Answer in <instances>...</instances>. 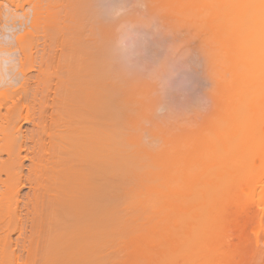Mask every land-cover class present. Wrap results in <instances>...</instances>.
I'll return each mask as SVG.
<instances>
[{
  "label": "rangeland",
  "instance_id": "rangeland-1",
  "mask_svg": "<svg viewBox=\"0 0 264 264\" xmlns=\"http://www.w3.org/2000/svg\"><path fill=\"white\" fill-rule=\"evenodd\" d=\"M20 1H22L20 5L22 4L21 6L24 8V10H26L30 2L31 3L35 2L33 0H16V5H18ZM37 1L36 3L40 4L39 6L42 12L41 14L39 12L40 19H37L38 33L35 32V29L33 30L37 37L40 36L39 38H43V40L41 39L42 43L40 42V44L38 45L46 44L45 47L46 48L48 47L47 50L45 49L46 54H49L51 51V53L48 56L53 57V58L51 57L52 62L50 61V63L52 64L54 62L53 63L54 65L53 64L51 65L50 63H48L50 65L49 69H51L50 71H48L49 74H53L54 72L56 74L57 72H61V71H63V74H65L64 69L59 70L58 68H61L62 66L65 67L64 66L65 62L69 66L66 59L69 57L68 58V61H69L72 59V55L73 54L75 55V51L72 54L71 50H75L74 48L76 46L74 47V44L77 45L76 42L77 41L79 42V39L81 40L83 39V41L86 42V38L87 40H90L88 38L93 39L101 34L104 36V33H106V31H107V35L109 34L112 35L113 33H115V35L117 34L120 37V40L118 39L117 42H118L119 48L121 49V52L123 49L125 53H126V50H128L127 52L131 50L129 53H126V54L122 52L124 55L126 56L128 55L129 59L131 58L140 59L139 56L141 55L140 56L141 59H144L145 63H148V65L146 64L144 68L150 65L148 67L149 70L152 67L153 68L155 66L158 67V64L156 62V60L158 61L157 58H160L161 55L166 52V48L164 52L163 49L158 47L157 49L159 50V52L155 50L157 52H155L154 54L153 49H156L155 47L158 46L154 42L155 40L154 37L157 35L156 33H159L157 32V30L161 31L160 36H161V33L163 32L166 34L167 39L171 41V43L167 42L166 46H164V47H167V49L169 47L167 52L170 49L171 50L173 49V52H175L174 54L175 59L172 60L169 58L168 61H170V63L176 69L170 66L171 70H169V75L167 74L168 73L167 72L165 74V77L162 76V78L160 77V79H158L159 77L158 78H156L157 76L151 77L150 75L147 74V72H145V74H147L145 77L137 78L139 80L136 79L137 81L136 80L134 81L135 84L138 83L136 84L137 86L134 83H132V86L134 84L135 89L134 87L132 88L131 86H130L131 87L130 89L132 90H129L128 87L126 88L131 97H134L135 95V97L137 96V99H138V97L140 96L139 100H137V103L135 104L136 108H138L140 111L136 113H133V112L129 113V115L134 116V117H127L128 119L127 118L125 119L126 121L125 127L127 128L126 130L127 132H125L126 128L124 127L122 130H124L125 132L123 140H126L125 141L126 143L122 141L121 145H119L118 147L121 146L120 148L125 149V151L127 148L129 151L127 150L128 152L127 151L126 152L133 153V155L137 153L136 156L138 157V160L140 159V157L142 159V156L145 154V156H143V159L147 158L149 161L145 159L146 161L144 160L143 162V160L140 159L141 162L138 161L137 165L133 167L134 172L132 170V173L136 174V176H139V177H138V180L135 179L136 176L132 177V174H130V177H128L129 178L128 181L131 179V177L133 178L131 180H134V179L135 180L134 182H131L133 186L130 183L132 188H130V185H129L128 188H130V190H127L128 192L123 197L124 199L122 198L124 203H122V201L120 202V206L121 205L122 206L120 207L121 210L119 209V214H121L120 212H122L124 208L127 209V210L124 209L123 214H121L122 216L119 217V219L123 218L125 214L126 216H124V218L121 219V223L122 221H124L125 224L127 225L126 227H124V223H123V227H122V224H120L121 228L118 227L110 235L111 236L110 238H112L113 241L115 240L114 238H116L115 235L118 237L117 239L119 241L118 240L117 241L115 240L116 242L110 241V243L112 244L114 243V246H112V244L110 246L108 245L109 248L106 249L107 244L104 245L106 247L104 246L103 247L106 250L103 248L102 249L103 252L98 251L101 253V254L98 253L100 256H97V257L99 258H96L97 254L96 255L93 254V256L95 255L93 258L97 260L100 259V262L98 261L97 264H264V127H263L264 124H263V119L261 121V118H263V115H262L263 111H261L263 110L262 109L263 107L261 108V106L264 105L262 103L264 102V97H261L264 95V90H263L264 73H262L261 71L264 69V67H262L264 63H263V60H260V58H258V56L260 55L258 52H256L259 47H262L264 38L263 37L262 39L260 37L258 38L257 36L253 34V32L255 31L253 29L260 27L262 20L261 19L260 20L250 19V17L252 18L254 16L253 14H255V16H258L256 15L258 14L256 11L260 9V6L262 4L260 2L261 0H257V2L259 1V4L256 2V0L255 1L254 0H247V1L246 0H220L221 2L219 0H214V1L213 0H151L152 2L149 0H143L144 2L146 1L144 4H142L141 2L140 4H138L134 0H130V2L129 0H125L126 3L123 2V0H120L121 2L118 0L120 4L116 0H115L116 3L113 0L111 1L109 0L110 2L109 1L107 2L106 0L107 4L110 3L109 6L111 5L112 1L113 3H115V6H116V10H114L115 7L111 5L113 6L112 18L115 21H113L112 23L113 25L111 24L112 27L109 24L110 27L108 26L106 27V29H104L105 28L104 26H107L108 24L104 25V22L102 23L101 20L99 22V24L101 25L98 24L96 26L94 24L95 21L96 23L99 21V20L97 21L98 18L95 19L96 17L94 18L93 15H91V18H90V16L87 15L89 13L88 11H86V8H85L86 6H84L83 3H82L83 7L81 11V6H82V5L80 6L81 1L85 3L87 0L85 1L80 0V2L79 0H37ZM209 1H211V3ZM244 1L247 3V5L251 4L250 5L251 8L249 7L251 11H249L247 5H244L246 4ZM248 1H250V3ZM106 2L103 4L104 6ZM117 3H118V6H117ZM124 3L126 5L121 6ZM73 4H75V6H80L78 8L81 12H79L78 8L76 7L77 8L76 9ZM218 4L221 7L218 6ZM111 6H110V11L112 10ZM216 7H220L221 9L216 8ZM241 7H244V8L241 9ZM83 9L84 11H86V13H83L84 12ZM75 10L76 11L78 10L77 13L79 12L80 15L77 14ZM225 10H227L228 13H226ZM241 10H244V11H241ZM131 11L134 13V16L132 13L131 17L132 16L133 17L136 16V17L134 18L135 20L133 19V17L132 18L130 17L133 21L128 22L131 19H128L129 18L128 17L127 18L128 21H126V19L124 18L127 17L128 13ZM216 11L218 13H216ZM220 11H223V12H220ZM247 11H249L250 15ZM115 12H118L117 17H116ZM153 12L156 13V14L154 13L155 17L153 18L155 20L152 21V16H151L149 23H146L145 20L146 18H148L147 17L148 15L150 16L152 13V15L154 16ZM242 14L246 17H244ZM121 15L122 16L125 15V16L124 18L120 20L119 17H121ZM215 15L218 16L219 19ZM225 15L227 17H225ZM85 17L89 19H86ZM91 19H94L92 23L90 22L92 21ZM227 20L228 21L230 20V22H228ZM86 22L88 25H84L85 27H83V24H85ZM114 22H116V24ZM232 22L234 23L232 24ZM123 23L125 24L122 25ZM26 24L29 25V22H27ZM144 24L145 26L148 27L147 32L151 36H149L148 34H144L146 33L145 30H147V28L143 27ZM218 24H220V26ZM28 25L25 27L27 28L26 31H29V30L31 31L32 29H29ZM114 25L115 27H113ZM99 27L100 28L104 27V28L100 29ZM250 27L251 28L253 27V28L251 29ZM76 28H78L79 30H77ZM124 28L129 29L127 30L128 33ZM245 28L248 30L246 31ZM108 29H111L109 30L110 33H108ZM113 29L118 30L117 31L118 33L113 32L114 31ZM141 29H143L144 31ZM131 30L134 32L132 33ZM149 30L152 31V34ZM77 31H79L80 33ZM95 31L97 33H95ZM244 32H247V33L249 32V33L244 34ZM31 33H30L31 35L34 34L32 31ZM84 33L86 37L84 36ZM129 33L131 34V37H129L130 36ZM90 34L92 36L89 37ZM35 35L33 36L35 37ZM162 35L164 36V34ZM248 35H251V36H248ZM224 36L226 37V39H228L227 40L228 43L227 42L225 43L226 45L223 43L226 41ZM246 36L250 37V39H247V41L251 40L252 42L249 41V43H246L247 41L246 42L243 41L246 38ZM77 38L79 39L77 40ZM253 39H255L256 41ZM241 40L246 44H243ZM128 41L130 42L131 46L133 45L132 47L129 46ZM80 42H81L80 44L84 45L82 41ZM133 42L135 44L138 43L139 46L137 44L135 46ZM152 42H153V45H152ZM168 43L170 45H168ZM208 43H211L212 47H209ZM70 44L71 46L72 45L73 46H72V49L71 47H68L70 50L68 51V48L66 47L70 46ZM227 44L229 45L227 46ZM230 44H232V46ZM143 45L145 46L147 45L148 49H150L152 46V50L151 49L148 50L147 46L144 47ZM223 45L225 46L223 47ZM134 46L136 50L132 49L134 48ZM141 46H143V48H141ZM199 46L201 47L207 46L209 47V49L207 47L206 48L209 51L211 48L210 52L212 53L216 51L217 56H213V58L216 59L217 57V61H215L211 57L210 63L214 61L212 64L216 62L219 64L218 69H217V74L212 76V74L215 73L214 71L216 70L215 68L217 67L216 65L218 64L216 65L214 64L215 68H213L214 66L212 67V65L210 64L212 67V70L213 69L215 70L212 72V74L210 72V75H209L212 78L216 77V79L219 82L217 83L215 88L213 87L211 88V85H212V82L214 85V82L216 81V79L211 80L208 77V75L205 76L206 71L204 70L207 68L209 69L210 66L206 63L208 67L205 68L204 70H201L202 69L201 68L202 65H201L200 72L201 71L202 72L204 71V72L203 74L201 72L200 75H198L199 68L196 69V67H199L198 64H201V63H198L197 64L198 66H196L194 65L196 63L195 60H192L194 58L192 56L197 51L200 54ZM229 46L231 47L232 50L228 49ZM137 47H140V48H137ZM196 47L198 49H196ZM245 47L246 49L247 48L251 49L252 47L253 48L256 47L257 49L255 48L252 50H247L246 52ZM77 48L78 47H76V49ZM145 48L147 51L145 50ZM214 48L215 50L213 51L212 49ZM62 49L64 50V52L62 51ZM139 49H141V51ZM186 49L188 50V53ZM137 50L138 52L136 53L135 51ZM160 50H163L162 52L164 53H160ZM171 50L169 52H171ZM176 50L177 52L179 51V53H177ZM192 50H194L193 53L191 52ZM208 50L206 51L209 52ZM76 51L80 52L79 50H76ZM201 51H202V48H201ZM225 51H227L228 53ZM248 51H252V52H248ZM69 52L71 53V55ZM78 52H76V55H75L76 57H74L76 59L77 56H80L78 57L79 61L78 62L76 61L77 63L80 62V58H81V55H77L79 54ZM223 52H225V54L222 55ZM65 53L69 55H65ZM158 53H160L161 55ZM184 53H186L185 55L187 56V58L183 55ZM176 54H177L179 61H176L177 60ZM178 54L180 56H178ZM64 55L67 58L66 59L64 58L63 60ZM155 55H157L156 59L153 57ZM197 55L195 57H197ZM253 55H257V57L255 58V56ZM126 56H123V57L128 59V56L127 57ZM210 56L212 55L210 54ZM210 56H209V59H210ZM135 57H138V58H135ZM182 57L184 59L180 60ZM200 57L201 56H198L196 58V61H199L198 58ZM48 58H46V60ZM59 59L62 61V63L61 61H59ZM185 59L189 61H186ZM220 60L224 61L225 63H223ZM190 61L192 62V64L195 62L193 65L196 67L189 65ZM226 61H228V63L230 62V67L231 66L233 67L230 68L229 65L227 66L228 63ZM248 61L250 62L248 63ZM76 62L72 61L73 64ZM207 62L209 61L207 60ZM185 63H187V65ZM152 64L153 65L155 64V65L153 66ZM250 64L252 67L250 66ZM46 65H47V62H46ZM255 65H257V67H255ZM73 66L71 67L73 68ZM204 67H206V65ZM234 67L235 69H233ZM65 68H66L65 71L69 70L67 69V67ZM180 68H181V71H180ZM255 68L256 69L258 68V70H256ZM193 69H194L195 74L193 72ZM195 69L197 70L198 73L196 72ZM51 71H53V73ZM171 71L174 73H172ZM170 73H172L173 75H171ZM206 73H208V71ZM33 74H34V71L30 73V75H33ZM60 74H62V72L57 73L56 74L57 76L55 77L53 76L51 78L52 82L51 83L49 82V83H50V86L53 83L52 85L53 87L51 86L52 90L54 87L55 89H57L56 86L57 84L59 85V83L56 84V82H60V80L57 79ZM63 74L62 76L65 77ZM198 76L200 78H198ZM194 78L196 79V81L198 80L197 83ZM54 79H57L58 81ZM63 79H61V82ZM199 80L203 82H200ZM64 81L66 80L64 79ZM208 81H210L211 84L208 83ZM260 81L262 82L261 84H259ZM199 82L201 86L200 84L198 85ZM204 82L208 84L209 87H207V85H202V83L205 84ZM227 82H229L230 84L228 85ZM225 83L228 85V87L225 85ZM255 84L257 86L256 88H254ZM43 86L41 88H44ZM63 86H62V89H63ZM194 86L195 87L197 86V87L195 88ZM60 87L61 85L58 86V89ZM62 89L61 90L59 89L60 92H62ZM60 92L57 93V95L58 94L60 95ZM196 92L198 95H199V92H200V95L204 94L203 95L204 97L196 95ZM254 92H256V94ZM206 93L208 95H206ZM52 94H50V98H52ZM169 94H170L171 100L173 99L172 101L169 100V96H168ZM59 95L58 97L60 98L61 96ZM172 96H175V97L172 98ZM131 97L127 99L130 101ZM177 97L179 100L176 99ZM187 97L189 98L187 99ZM57 99H56V102L58 101ZM180 99H183L181 101L186 102V103L190 101V104L194 100L198 103V105L200 104L199 103L200 101L198 102V99L199 100L204 99V100L201 101V105H199V108H193L195 105H197V103H194L193 101L194 104L192 105V109H191L190 104L189 106L178 108L176 105L181 104ZM177 100L179 101L177 102L178 104L175 102ZM258 101H260L262 104ZM258 103L261 104L260 108L257 106ZM49 104L51 103L49 102ZM188 107L189 109H187ZM55 108H58L59 110V107H55ZM256 110L257 111L260 110L261 112L257 113ZM48 112H52L51 109L48 110ZM57 112L55 116L58 115ZM61 117L59 118L61 119ZM128 120L130 123H127ZM47 124L49 126L50 123H47ZM30 129H32L30 125L28 124L23 125V130L25 132L26 131L28 132ZM128 133L130 135L133 134L131 135L132 137L134 136L133 139L132 137H130ZM105 135L107 136V138L106 137L105 138L109 140L111 132L109 131V133ZM128 135L130 137L131 142L128 139L129 138ZM45 137L46 136H44L43 140H45V142L47 143V138L45 139ZM51 140H53V137ZM230 142L231 144H228ZM128 143H129L130 148L127 145ZM138 145H140V148ZM247 146L249 147L253 146V147H250L252 150L251 151L246 150L248 148ZM53 147L51 144L50 149ZM135 147L138 150L135 149ZM254 147L257 149L254 150L255 149ZM51 151L52 150H50V152ZM139 151H142L143 155H141L140 154L141 152ZM240 152H242L243 154H241ZM250 152H253V153H250ZM148 153H150V155ZM248 153L249 155H247ZM244 154L246 158H243ZM49 155H52V152ZM52 156H54V154ZM48 158L51 159L52 157L50 158L49 156ZM49 159L48 161H51ZM150 159L153 161H151ZM52 161H54V158H52ZM146 162L149 165H150L149 162H152L151 165H153V167L150 166L151 168H149ZM154 162L156 163V166H154L155 165ZM145 164H146V167L148 168L143 169L145 167L144 166L141 167V165H145ZM249 164L251 165L250 167L254 166V169H251V171H250V167L247 166ZM24 165H28V163L25 162ZM239 165H243V167ZM236 166H239V167H236ZM139 167L142 168L145 172L142 171V169H139ZM147 169L150 172L147 171ZM152 169L154 170L152 171ZM137 170H139V173L141 176L139 175ZM24 171L26 173V170ZM141 172H144V173L141 174ZM151 172H153V174ZM145 173L149 175V177ZM256 173L257 175L255 176ZM43 174L42 175L40 174L41 178L42 176L44 177L47 173L44 175ZM143 174H145V176ZM223 174L225 175L228 174L226 176L227 178L226 180H221L223 177ZM48 175H49V178L52 177L50 176L51 174L48 173ZM146 179L147 181H145ZM149 179H151V181H148ZM224 181H228L229 184L226 183L225 185ZM230 181L232 182L230 183ZM135 183H137L138 185L137 189H136L137 185ZM226 186H229V188ZM143 187L145 189H142ZM131 189H133L134 191H131ZM26 191L27 190H23L21 192V195H24L23 193H26ZM45 194L46 193L42 194L43 197L46 196L42 199L46 203L47 198L49 197H47V195ZM38 195H40V198H38V203H39V200L41 199V194H38ZM125 197H127V199ZM48 200L50 201V199ZM41 202L39 203V205L41 204ZM44 202H42L41 204L42 206H44L43 205ZM48 203L49 202H47V204L43 208L40 205L42 208L41 209L42 211L49 204L51 205V203L49 204ZM47 210L50 211L49 208L48 209L46 208L44 210V216L43 215L41 216V212H40L41 218L43 217L41 220L39 217V212L37 213L38 214L37 216L40 221L43 220L49 225V223H51L50 221H52L51 220L52 217L49 215V211ZM128 210H131V211H128ZM45 211H47L48 213L46 214ZM126 211H128L129 214H127ZM45 217H48L49 219L47 220V218L45 219ZM38 222L39 221H37V223ZM40 223H43V222H40ZM41 225L39 227H41ZM46 225L47 224H45L44 226V223H43V227L38 228V224H37V228L40 231L42 229L41 231L42 233L40 232L41 236L39 234L38 235L39 237L38 239H36V241L34 240V237H35L34 235L35 233L38 234L39 232L37 233L36 231L37 229L34 230L33 241L35 242L33 243H35L34 244L35 246H34V249H33V246L31 247L28 264H43L44 258L47 256L45 255L47 251L50 252V253L48 252L50 256L51 254H53L51 253L53 252L51 251L52 249L51 250L49 249L51 247L48 241H46L51 235L48 238L46 237L49 232L50 234L52 233L53 230L52 231L50 230L54 229L53 228L54 226L51 227L50 229L49 228L50 226L48 227ZM26 230L27 231L25 235L27 237L28 235H30V233L28 232L29 228L27 227ZM45 230L47 233L45 232ZM53 232H55V230ZM124 232L126 234H124ZM112 235L114 236V238ZM125 235H127V237ZM11 238L12 240L16 239L17 234H13ZM110 238L108 237L109 240H111ZM50 239L51 238H49V240ZM49 242H51V240ZM25 245H27V241H25ZM45 247L47 249H44ZM116 249L117 251L115 252ZM38 250L42 254L44 251L46 252H44L42 256V254L39 253ZM113 251L117 254V256ZM107 254H109L110 256H107ZM26 255L27 254L23 252V258ZM52 256L51 258H53ZM49 257H47V260L50 259ZM101 257L102 259L103 257H105L104 259L105 261L102 260ZM41 259H43V261H41ZM53 259H50V260L53 261Z\"/></svg>",
  "mask_w": 264,
  "mask_h": 264
},
{
  "label": "bare ground",
  "instance_id": "bare-ground-1",
  "mask_svg": "<svg viewBox=\"0 0 264 264\" xmlns=\"http://www.w3.org/2000/svg\"><path fill=\"white\" fill-rule=\"evenodd\" d=\"M33 1H35V2L34 3L30 2L29 6H27L26 10H24V8L21 6L22 4L20 5V3L22 1H20L18 3V5H16V0H1L0 1V264H28L29 263L28 259H29V255L31 252L30 251L31 247L33 246V249H34L35 243H33V242H35L36 239H38V237H39L38 235L42 231V229L40 231L38 228H42L43 223H44V226H45V224H47L46 226H48V227L50 226L49 227L50 229H51V227L54 226L53 227L54 229H51L50 231L55 230V232L52 231L51 234L49 232L47 237H46V238H48L51 235L49 237V238H51L50 239L51 242H49L50 241L49 238H48V240L45 239L46 241H48V243L51 247V248H49V247L48 248L50 250L52 249L51 251H53V252H51V253H53V254H51V256L53 255L52 257L54 259L51 258V256L49 255L50 252L47 251V253L45 254L47 256L44 258V263L42 262L43 264H49V263L50 264H97L98 261L100 262V259L97 260L93 257L97 254L96 258H99L97 256H100L99 254H101V253L98 251L103 252L102 249L104 247H106L104 245L107 244L106 249L109 248L108 245L110 246L112 244V243H110V241H113V239L110 238L111 237L110 235L113 233V231L115 229L120 227V224H122V227H123V223H124V227H126V225H127V224H125L124 221H122V223H121V219H123L124 216H126L125 214H124L123 218L119 219V217L122 216L121 214H123L124 209L127 210L126 208H124L123 211L120 212L121 214H119V209L122 206V205L120 206V202L122 201V203H124L123 197L127 194V192H128L127 190H130V188H132L131 182H134L135 179L138 180V177H139V176H136V174L132 173V170L134 169L133 167H135L137 165L138 161H140L141 157L138 160V157L136 156L137 153L135 155H133V153H127L129 150L126 147H125L126 151L128 150L127 152L125 151V149L120 148L121 146L118 147L119 145H121L122 141L124 143H126L125 142L126 140H123L125 132H127L126 131L127 128L125 127V122H126L125 119L127 117H134V116L129 115V113H132V112L136 113V112L140 111L138 108H136V105H135L137 103V100H139L140 96L138 97V99H137V96L135 97V95H134V97H131L126 88L128 87L129 90H132L130 88L134 87V89H135V86H134L135 82L134 81L137 78L145 77L147 74L150 75L151 77L157 76L156 78L159 77L158 79H160V77L162 78V76L165 77V74L167 72H168L167 74L169 75V70H171L170 66H172V68L176 69L175 67H173V65L170 63V61H168L169 58L172 60L175 59V56H174L175 52H173V49L172 50L170 49L171 52H169L170 50L167 52L169 47L167 49V47H164V46H166L167 42L171 43V41L169 39H167L166 34L163 32L161 33V36H160L161 31L157 30V32H159V33L155 32L157 35L154 37L155 38L154 42L158 46L155 47L156 49H153L154 54L157 51L159 52V50L157 49L158 47L163 49L164 52H165V48H166V52H165L166 54L164 52H162L163 50H160V53H164L162 55L160 53H158L161 55V57L159 56L160 58H157L158 54L153 56L155 59L156 58L158 59V61L156 60L158 67L155 66L153 68L151 66L152 68H150V70H149L148 67L150 65L148 67L144 68L146 64L148 65V63H145V60L141 59V57H140L141 55L139 56L140 59H133V58L129 59L128 55H127L128 59L123 57V56H126L122 53V52L125 53V51L123 49L121 52V49L119 48V45L117 42L118 39L120 40V37L117 34L115 35V33H113L112 35L111 34L107 35V31H106V33H104V36L101 34V35H98L100 37L97 36L96 38H93V39L88 38L90 40H87V38H86V42H84L83 39L81 40V39L77 38V40L79 39V42L78 41L76 42L77 45H75L74 43L73 44H74V47L76 46L78 48L76 49V47H75L74 48L75 50H71V52L73 54L75 51V55H76V52H78L76 50L80 51V52H78L79 54H77V55H81L80 62L77 63L79 61L78 57H80V56H77V58L75 59L74 57H76V56L74 54H73L74 56L72 55L71 60L75 61V62L77 61V62L74 64L72 63L71 60H69V61H71V62H69L68 61L69 57L68 58L65 57V55H69V54L65 53V55L63 56V60H64V58L65 59L67 58L66 60L69 64V66L66 64V62H65L64 66L67 67V69H69V70L65 71L66 68L63 67L61 64V66L63 68L61 67L58 69L59 70L64 69L65 74H63V71H61V72L65 77H63L62 74H60L61 77L59 75L57 78L58 80H60V82H56V84L59 83V85H61V87L59 88L60 90L62 89L63 85H65V84L66 85L63 86L62 92H60V90L58 89V86H59L58 84L56 86L57 89H55V87H54L52 90L53 83L51 85L52 87L50 86V83L52 82L51 78L53 76L54 77L57 76L56 74L61 73V72H57L56 74H55V72L53 73V71H51L53 74H49V72H48L51 70V69H49L50 65L48 64V63H50V61L52 62V60H51L52 56L51 57L48 56L51 53V51L49 50L50 53L46 54L45 49L47 50V48H48V47L47 48L45 47L46 44L45 45H43V44L38 45L43 40V38H39L40 36L37 37L35 35V32L38 33V31H37V19H40L39 12L41 14L42 10L40 9V6H39L40 4L36 3L37 0H33ZM104 1L106 2V0H104ZM104 1L103 0H87L85 3L83 1H81V4H80V6L82 5V3L84 4V6H86L85 7L86 11H88V13H89L87 15L90 16V18H91V15H93L94 18L96 17L95 19L98 18L97 21L98 20L99 21L97 23L95 21V23H94L96 26L99 24L100 20L102 21V23L104 22V25L108 24L107 26H104L105 28L99 27L100 29H103V28L106 29V27H108L109 24L112 27V25H113L112 23H113V21H115L112 18V16H113L112 15V13H113L112 8L114 6L115 7L114 10H116L115 3H116V1L119 3L120 0L119 1L113 0V1H115V3H113V1H112L111 5H113V6L110 5L111 9H112L111 11H110V6H109L110 3L107 4V2L109 0H107L105 6L103 5L105 3ZM134 1H136L138 4H140V2L142 4H144L146 2V1L144 2L143 0H134ZM149 1H151V0H149ZM79 2H80V0H79ZM79 2H77V3H79ZM123 2H125V0H123ZM129 2H130V0H129ZM209 2L211 3V1H209ZM248 2L250 3V1H248ZM256 2H257V0H256ZM260 2L262 3L260 6V9H258V11H256L258 13L256 15H258V16H255V14H253L254 16L252 18L250 17V19L251 20L252 19H256V20L261 19L262 20L260 27L253 29V30H255L253 32V34L255 36H257L258 38L260 37L262 39V37L264 38V4H263L264 0H261ZM39 3H41V2H39ZM118 3H117V6H118ZM125 3L122 4L121 6L126 5ZM223 3H224V1H223ZM238 3H239V1H238ZM257 3L259 4V1ZM75 4H73V5L75 6ZM148 4H150V3H148ZM244 5H247V3ZM250 5L251 4L247 5L249 11H251ZM80 6H75V8L76 7L78 8ZM218 6H220V5L218 4ZM82 7H83V5L81 6V11H82ZM220 7H216V8L221 9ZM244 7H246V6H244ZM244 7H241V9H243ZM118 9H119V7H118ZM248 9H246V10H248ZM78 10H79V8H78ZM77 11H76V13H77ZM81 11L79 10V12H81ZM83 11H84V9H83ZM86 11H84L83 13H86ZM217 11H216V13H218ZM225 11H226V13H228L227 10H225ZM233 11H235V10H233ZM241 11H244V10H241ZM249 11H247V12L249 13ZM79 12L77 14L80 15ZM220 12H223V11H220ZM245 12H243V13H245ZM115 13H116V17H117L118 12H115ZM132 13H133L132 11L129 12L128 16L126 14L127 17H125V18H124L125 15H123V16L121 15V17H119L120 16L119 15L118 17L120 18V20L122 18H124V19H126V21H128L127 20L128 17H129L128 19H131L134 16V13H133V16L131 17ZM154 13L155 12H153V14ZM155 14H154V16L152 15V13L150 16L148 15L147 17L149 19L146 18L145 22L149 23L151 16H152V21H154L155 19H153V18L155 17ZM82 15H84V14H82ZM249 15H250V13H249ZM220 16H222V15H220ZM135 17H133V19ZM216 17H218V16H216ZM225 17H227V16L225 15ZM237 17H236V19H237ZM244 17H246V16H244ZM83 19H84V17H83ZM86 19H89V18H86ZM218 19H219V17H218ZM91 20L92 21H90V20L89 21L92 23L94 19H91ZM116 21H117V19H116ZM131 21H133V20L131 19L128 22H131ZM27 22H29V25L26 24ZM228 22H230V20ZM114 23L116 24V22H114ZM125 23H123L122 25H124ZM216 23H218V22H216ZM233 23L234 22H232V24ZM250 24H251V22H250ZM258 24H259V22H258ZM27 25L29 26V29H32L31 31L34 33L33 35H35V37L33 35H31L32 33L29 29H28L29 31H26L27 28H25V27ZM84 25H88L87 22L85 24H83V27H85ZM99 25H101V24H99ZM218 25L220 26V24H218ZM250 26H252V25H250ZM113 27H115V25ZM143 27L147 28V30H145L146 33H144V34H148V32H147L148 27L145 26V24L143 25ZM33 29H35V32ZM76 29L79 30L78 28H76ZM111 29H108V33H110L109 30H111ZM124 29L126 31L129 30L126 28H124ZM86 30H87V28H86ZM141 30H143V29H141ZM247 30L248 29H246V31ZM117 31L118 30H114L113 32H117ZM250 31H252V30H250ZM28 32H30L31 34ZM77 32H79V31H77ZM81 32H82V30H81ZM133 32L134 31H132V33ZM137 32H138V30H137ZM150 32L152 34V31H150ZM95 33H97V32L95 31ZM127 33H128V31H127ZM136 33H135V35H136ZM248 33L244 32V34H248ZM162 34H164V36ZM240 34H242V33H240ZM86 35H88V34H86ZM123 35H124V33H123ZM123 35H122V37H123ZM135 35H133V36H135ZM148 35L151 36L150 34H148ZM84 36H85V33H84ZM90 36H92V35L90 34L89 37ZM248 36H251V35H248ZM129 37H131V34ZM124 39H126V38H124ZM225 39H226V37H225ZM247 39H250V37L246 36V38L243 41L246 42ZM255 39H253V40H255ZM227 40L228 39H226V41L223 43L225 44L227 42ZM80 41H82V43H84V45L80 44L81 43ZM249 41L252 42L251 40H248L246 43H249ZM258 41H260V40H258ZM217 42H219V41H217ZM169 43H168V45H170ZM246 43L243 42V44H246ZM136 44L138 45V43H136ZM136 44H135V46H136ZM79 45H80V47H79ZM152 45H153V42H152ZM156 45H154V46H156ZM208 45H209V47H212L211 43H208ZM225 45H223V47ZM228 45L229 44H227V46ZM230 45L232 46V44H230ZM72 46L70 44V46H67L66 48L71 47V49H72ZM129 46H131L130 42H129ZM135 46L132 49L136 50ZM143 46L146 47L147 45L146 46L143 45ZM143 46H141V48H143ZM246 46H248V45H246ZM81 47H82V49H81ZM200 47L201 46H199L200 54L198 53V51L195 54L196 55L198 54L197 57L198 56L202 57V55H203L202 58L200 57L201 60H200V58H198L199 61H196V58H197V57H195L196 55L194 54L195 56L194 55L192 56V54H191V56L194 57L192 60H195V62H196V63L194 62L195 64L194 63L193 64L196 66L199 65V67L194 66L191 62L192 60L190 61L189 65L196 67V69L199 68L198 69L199 70L198 75H200V73L202 72V71L200 72L201 68H202L201 70H204L209 65L210 66L209 69L207 68L204 70L206 72L208 71V73L205 72L206 75L205 74L204 75L205 76L208 75V77L211 80L216 79V77L212 78L211 76H209L210 72L212 74V72L215 69H216L214 71L215 73L212 74V76L217 74V69H218L219 64L217 62L214 63L215 65L218 64V65H216L217 67L215 68L214 64H212L214 61H212V63H210L211 57H212V59H214L213 56H217L216 51L214 53L210 52L211 48L209 51L208 50L209 47H207V46L206 47L208 49L206 47L202 46L201 47L202 51H201ZM256 47H257V45H256ZM137 48H140V47H137ZM149 48H150V46H149ZM203 48H204V50H203ZM255 48L252 47L251 49H249V48L246 49V47H245L246 52H247V50H252ZM147 49H148V46H147ZM150 49L152 50V46ZM150 49H148V50H150ZM196 49H198V48L196 47ZM196 49H195V51H196ZM228 49H231V47L229 46ZM245 49H243V50H245ZM139 50L141 51V49H139ZM145 50H146V48H145ZM155 50H157V51H155ZM177 50H176V52H177ZM206 50H208L209 52H207ZM212 50L214 51L215 48ZM258 50L256 51L260 55V56H258V58H260V60H263V63H264V55H263L264 54V41H263L262 47H259ZM62 51L64 52L63 49H62ZM68 51H70L69 48H68ZM127 51L128 50H126V53H129L131 50L129 52H127ZM174 51H175V49H174ZM193 51L194 50H192L191 52L193 53ZM203 51L205 52V54ZM135 52L137 53L138 50ZM135 52H133V53H135ZM184 52H185V50H184ZM225 52H227V51H225ZM225 52H223L222 55L225 54ZM235 52H237V51H235ZM248 52H252V51H248ZM171 53H172V55H171ZM177 53H179V51ZM187 53H188V50H187ZM139 54H141V53H139ZM185 54L186 53H184L183 55L187 58V56ZM210 54L212 56H210ZM249 54H251V53H249ZM70 55H71V53H70ZM189 55H190V53H189ZM257 55H253V56H255V58H256ZM46 56H48L49 58ZM178 56H180V55L178 54ZM209 56H210V59H209ZM150 57H152V56H150ZM183 57L181 59L180 58L179 59L182 60L185 58V57L184 58ZM46 58H48V59L46 60ZM135 58H138V57H135ZM176 58H177L176 61H179L177 54H176ZM239 59H237V60H239ZM207 60L209 62H207ZM214 60L217 61V57ZM222 60H223V58H222ZM222 60H220V61H222ZM59 61H61V60L59 59ZM186 61H189V60H186ZM200 61H202V62H200ZM250 61H248V63ZM255 61H257V60H255ZM46 62H47V65H46ZM203 62H204V64H203ZM222 62L225 63L224 61H222ZM226 62L228 63V61H226ZM61 63H62V61H61ZM187 63H189V62H187ZM187 63H185V64L187 65ZM198 63H201V64H198ZM58 64H59V62H58ZM210 64L212 65V67L214 66L213 68H215V69L212 70V67ZM201 65H202V67H201ZM205 65H206V67H204ZM228 65L230 67V62L227 64V66ZM252 65H254V64H252ZM71 66H73V68ZM250 66H251V64H250ZM232 67L233 66H231L230 68H232ZM255 67H257V65H255ZM262 67H264V65ZM181 68H180V71H181ZM233 69H235V67ZM145 70H147V71H145ZM178 70H179V68H178ZM209 70H211V71H209ZM256 70H258V68ZM263 70L261 71L262 73H264ZM32 71H34V74L30 75V73ZM182 71H184V70H182ZM145 72H147V74H145ZM185 72H187V71H185ZM193 72H194V69H193ZM196 72H197V70H196ZM203 72H202V74H203ZM172 73H174V72H172ZM172 73H170V74L173 75ZM180 73H182V72H180ZM194 74H195V72H194ZM174 76H176V75H174ZM183 76H185V75H183ZM63 78L66 81H64ZM198 78H200V77L198 76ZM57 79H54V80H57ZM61 79H63L62 82H61ZM240 79H241V77H240ZM137 80H139V79H137ZM201 80H199V81L203 82ZM195 81H196V79H195ZM197 81H196V83H197ZM200 82L198 83V85L200 84ZM132 83H134L133 86H132ZM208 83H210V81H208ZM217 83H219V82L216 79V81L214 82V85L212 82L213 86L211 85V88L212 87L215 88ZM227 83H228V85L230 84L229 82H227ZM261 83L262 82L260 81L259 84H261ZM136 84H138V83H136ZM202 85H207V87H209L208 84H206V83L205 84L202 83ZM225 85L228 87V85L226 83H225ZM42 86L45 88V90H44V88H41ZM162 86H163V84H162ZM200 86H201V84H200ZM207 87H205V88H207ZM256 87L257 86L255 84L254 88H256ZM137 88H139V87H137ZM229 88H231V87H229ZM164 90H166V89H164ZM263 90H264V85H263ZM59 92H60V95L59 94L58 95L61 96L60 98L57 95V93H59ZM129 92H131V91H129ZM228 92H230V91H228ZM62 93H63V95H62ZM254 93L256 94V92H254ZM261 93H263V92H261ZM50 94H52V98H50ZM163 94H165V93H163ZM244 94H246V93H244ZM196 95H198L197 92H196ZM203 95L204 94L200 95V92H199L198 96H203ZM206 95H208V94L206 93ZM128 96L131 97L130 101L128 100L129 99ZM168 96H169V100L172 101L173 99L171 100L170 94ZM173 97H175V96H172V98ZM261 97H264V95ZM188 98L189 97H187V99ZM56 99L58 100L57 102H56ZM176 99H178V97ZM178 100L175 102L176 103L179 102ZM181 100H183V99H180V101ZM184 100H185V98H184ZM203 100L204 99H202V100L198 99V102L200 101L199 105H201V101H203ZM191 101H192V99H191ZM193 101L191 104H190V101H188V103L181 101L180 102L181 104L177 103L179 106L176 104L175 105L178 108H182V107L189 106V104H190V107L192 109V105L194 103H197L196 101H194V103H193ZM250 101H252V100H250ZM260 101H258V102H260ZM49 102L51 104H49ZM260 103H258V105H257L259 108H260V105L262 103L264 104V102H262L261 104ZM56 104H57V106H56ZM199 105L197 103V105H195L193 108H199ZM55 107H59V110H58V108H55ZM261 108L263 109V110L260 109L261 111H263V114H262L263 118H261V121L263 119V124H264V105L261 106ZM50 109L52 112H48V110H50ZM187 109H189V107ZM260 110L259 111L256 110L257 113L261 112ZM56 112L59 116L58 115L55 116ZM227 116H229V115H227ZM59 117H61V119ZM259 117H260V115H259ZM55 120L58 121L59 123L56 122ZM47 123H50L49 126ZM127 123H130L129 120ZM25 124L30 125L32 129H30L28 132L27 131L25 132L24 130L26 128L23 130V125H25ZM123 127L126 128L125 132H124V130H122ZM109 131L111 132V135H110V138L108 136L109 140H107L106 139L107 136L105 134H108ZM130 133H132V132H130ZM227 133H228V131H227ZM129 135H128V137H129ZM131 135H133V134H131ZM131 135H130V137H132ZM44 136H46L45 139L47 138V143L45 142V140H43ZM52 137H53L54 141L51 140ZM130 137L128 138L129 140H130ZM133 137H132V139H133ZM227 140H229V139H227ZM53 142L55 143V145ZM130 142H131V140H130ZM50 143L52 144V147L54 145V147L51 149H50V145H51ZM129 143L127 144L128 147H129ZM228 144H231V142ZM243 145H241V146H243ZM251 145H253V144H251ZM138 146L140 148V145H138ZM247 147H246L247 148L246 150L251 151L252 149L250 147H253V146H250V147L247 146ZM55 148H56V150H55ZM131 148H132V146H131ZM135 149H137V148L135 147ZM256 149L257 148H255L254 150H256ZM50 150H52L51 152H52V155L54 154V156L49 155L51 153ZM53 151H55V152H53ZM133 151H131V152H133ZM142 151H139V152H141L140 153L141 155H143ZM240 153L243 154L242 152H240ZM250 153H253V152H250ZM148 154L150 155V153H148ZM247 155H249V153ZM49 156H50V158L51 157L54 158V161H52V158L49 159L48 158ZM143 156H145V154ZM143 156H142L141 160H143V162H144V160L147 158L143 159ZM47 158L51 161H48ZM243 158H246L245 154H244ZM147 161H149V160L147 159ZM151 161H153V160H151ZM25 162L28 163V165H24ZM251 162H253V161H251ZM149 163H150V165L147 164V162H146V164L149 166V168L153 167V165H151L152 162H149ZM242 163H244V162H242ZM139 164H141V163H139ZM146 164L141 165V167L144 166L145 168H143V169L148 168V167H146ZM154 166H156V163ZM239 166L243 167V165H239ZM239 166H236V167H239ZM247 166L250 167L251 165L249 164ZM249 167H247V168H249ZM211 168H212V166H211ZM139 169H142V168L139 167ZM143 169H142V171H144ZM251 169H254V166L250 167V171H251ZM24 170H26V173ZM153 170L154 169H152V171ZM147 171H149V170L147 169ZM43 172H44V174H46V173L47 174L44 177L42 176V178H41L40 174L42 175ZM133 172H134V170H133ZM137 172L139 173V170H137ZM144 172H141V174ZM48 173L51 174L50 175V176H52L51 178H49ZM151 173L153 174V172H151ZM130 174H132V177L136 176V178L134 177L135 179L131 180V179H133L131 177V179H130L131 181L130 180L128 181V179H129L128 177H130ZM145 174H143V175L145 176ZM139 175H140V173H139ZM227 175L223 174V177L221 180H226ZM256 175H257V173L255 174V176ZM46 176H48V177H46ZM147 176L149 177V175H147ZM47 178H49V179H47ZM124 178H125V180H124ZM145 181H147V179ZM145 181H143V182H145ZM148 181H151V179H149ZM224 182H225V185H226V183L229 184L228 181H224ZM231 182L232 181H230V183ZM130 183H131V185H130ZM135 184L137 185V183H135ZM248 184H250V183H248ZM129 185H130V188H128ZM137 187H138V185L136 186V189H137ZM144 187L142 189H145ZM226 187L229 188V186H226ZM245 188H247V187H245ZM133 189H134V187H133ZM133 189H131V191H134ZM23 190H27V191H26V193H23L24 195H21V192ZM44 193H46L45 195H47V197H49V198H47V201L45 199L46 203L42 199V198L46 197V196H44V197L42 196V194H44ZM38 194H41V199H42V200L41 199L39 200V203L41 201L44 202V204H43L44 206L47 204V202L51 203V205L48 203L49 205L46 207L47 209L48 208L50 209L51 212L49 210H47V211H49V215L52 217L51 220L53 221V223H52V221L49 220L51 222V223H49V225H48V223L44 222L43 220L40 221L43 218V217L41 218V216L42 215L44 216V210L46 208L43 209V211L41 210L44 206L41 205L42 202L40 204L42 206V208L39 205L38 198H40V195H38ZM134 194H136V193H134ZM125 198L127 199V197H125ZM48 199H50V201ZM139 204H141V203H139ZM126 206H127V204H126ZM47 211H45L46 214L48 213ZM128 211H131V210H128ZM128 211H126L127 214H129ZM38 212H39L40 220L37 216ZM40 212H41V216H40ZM46 218H47V220L49 219L48 217H45V219ZM37 221H39V222L37 223ZM40 222H43V223H40ZM37 224H38V228H37ZM40 225H41V227H39ZM27 227L29 228L28 232L30 233V235H28L26 237L25 233L27 231L26 230ZM34 230H36L37 233L38 232L39 233L38 234L35 233V235H34L33 234ZM45 232H46V230H45ZM117 233H118V231H117ZM13 234H17V238L14 240H12V238H11V236ZM124 234H126V233L124 232ZM33 235L37 238H35ZM119 235H120V233H119ZM122 235H123V233H122ZM40 236H41V234H40ZM125 236L127 237V235H125ZM33 237H34L35 241H33ZM108 237L111 240H109ZM115 237L116 238H114V236H113V238L117 241L118 237L116 235H115ZM25 241H27V245H25ZM112 246H114V243L112 244ZM44 249H47V248L45 247ZM116 251H117V249L115 250V252ZM23 252H25L27 254L24 258H23ZM38 252H39V250H38ZM44 252H46V251H44ZM44 252H43V254H44ZM39 253H41V252H39ZM43 254H42V256H43ZM93 254H95V255L93 256ZM110 255H111V253H110ZM110 255L107 254V256H110ZM116 256H117V254H116ZM47 257H49L50 259H53L54 262L50 259L47 260ZM101 259H102V257H101ZM104 259H105V257H103L102 260H104ZM39 261H40V259H39ZM41 261H43V259H41Z\"/></svg>",
  "mask_w": 264,
  "mask_h": 264
}]
</instances>
